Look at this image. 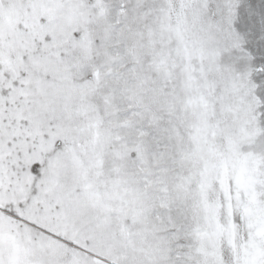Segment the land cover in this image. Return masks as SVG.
I'll use <instances>...</instances> for the list:
<instances>
[{
    "label": "snow or ice",
    "instance_id": "snow-or-ice-1",
    "mask_svg": "<svg viewBox=\"0 0 264 264\" xmlns=\"http://www.w3.org/2000/svg\"><path fill=\"white\" fill-rule=\"evenodd\" d=\"M0 264H264V0H0Z\"/></svg>",
    "mask_w": 264,
    "mask_h": 264
}]
</instances>
